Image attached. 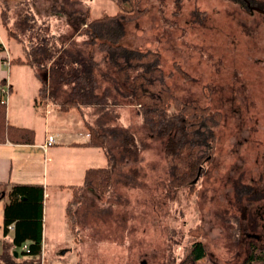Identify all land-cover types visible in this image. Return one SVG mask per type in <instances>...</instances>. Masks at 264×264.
Wrapping results in <instances>:
<instances>
[{
  "label": "rangeland",
  "instance_id": "obj_1",
  "mask_svg": "<svg viewBox=\"0 0 264 264\" xmlns=\"http://www.w3.org/2000/svg\"><path fill=\"white\" fill-rule=\"evenodd\" d=\"M247 2L264 9V0ZM2 7L16 30L21 27L20 18L34 11L38 24L49 25L65 45L74 44L94 55L108 73L99 76L97 93H107L109 103L84 105L80 116L83 113L85 120L105 132L107 149L115 151L111 190L100 196L71 188L67 204L82 197L71 205L73 231L65 212L67 204L62 212L56 198L47 200L46 226L57 234L48 232V252L42 264H179L197 240L207 250V257L197 264H249L253 253L264 249V240L253 237L255 230L264 233L260 213H264L263 13L248 9L244 0H139L137 4L133 0H0ZM87 12L92 18L131 17L121 44L158 52L173 94L187 103L196 100L209 115L220 114L212 158L195 183L171 184V163L163 139L151 134L139 106L113 81L104 52L96 45L93 51L88 44L86 23L78 18ZM4 36L0 24V37ZM10 40L6 46L11 58L21 44L13 37ZM10 70L15 79L11 121L15 117L26 124L38 120V126H43V114L28 87L34 79L31 69L15 65ZM66 90L60 87L57 98L64 101ZM54 96L48 91L40 102L52 105L47 107L53 109L47 120L59 133L57 118L62 116L56 109L61 103ZM67 116L69 123L63 126L67 133H59V138L86 140L85 121L81 125L77 116ZM74 128L83 132L74 133ZM131 133L140 148L137 161L122 159L118 153L123 134ZM107 163L108 158L98 164ZM249 187L255 196L251 193L240 199ZM247 223L254 233L245 231ZM254 245L258 250L251 254Z\"/></svg>",
  "mask_w": 264,
  "mask_h": 264
},
{
  "label": "trees",
  "instance_id": "obj_2",
  "mask_svg": "<svg viewBox=\"0 0 264 264\" xmlns=\"http://www.w3.org/2000/svg\"><path fill=\"white\" fill-rule=\"evenodd\" d=\"M133 2L137 4L139 0ZM65 14L69 15L67 12ZM69 17L71 19L72 15ZM78 18L79 22L86 23L85 34L89 36L88 44H91V49L94 51L96 45L104 52L109 62V69L113 73L111 77L113 81L121 85L118 88H124L125 94L131 96L134 104L139 106L143 121L151 134L163 139L164 152L171 163V184L176 183L173 185L179 187L195 183L196 178L205 168V163L212 158L216 140L215 128L221 119L220 114L209 115L206 109L199 107L196 100L187 103L176 97L166 81L158 52L136 50L121 44L125 24L132 20L127 14L92 18L87 12ZM19 21L21 27L16 30L11 26L7 9L2 7L1 28L6 31L8 37L17 39L21 44V52L11 58V64L25 65L35 71L41 84L39 101L40 98L48 95V91L50 96L56 95L54 97L57 98L59 88L66 86L65 100L57 98L58 103H61L59 110L62 112H69L74 108L81 112L84 105L109 103L107 93H97L98 87L101 86L99 76L105 77L108 73L94 59V55L74 44L69 46L60 42L56 35L50 32L49 25L38 24L39 20L34 11L20 18ZM4 51L6 48L0 43V52ZM3 59L7 57L3 56ZM0 83L4 85L6 79ZM7 111L6 103L0 100V143L8 141L20 144L35 143V129L9 123ZM81 118L83 123L85 121V127L90 135L88 134L87 143L77 144L104 149L108 165L88 168L83 182L80 185H72V188L79 187L81 193L83 190H88L100 196L106 195L112 187L113 169L117 162L113 156L115 151L110 152L107 149L108 137L105 132L99 131V128L85 120L83 113ZM116 132V129L111 132L114 137L118 135ZM121 140L122 148L118 152L120 157L137 161L140 148L136 135L123 134ZM253 191L249 187V190L239 198L243 199L246 194L251 195V193L255 196ZM0 195V200L9 196V202L4 203L3 208L4 228L7 235L10 233L9 224L14 223L12 230L14 234L10 245L19 252L18 257H15L9 252V244H5L0 264L44 263V186L24 183L0 184ZM72 200L66 207L71 231H73L71 224L76 227L71 205L81 202L82 197L79 201ZM24 245L27 247L24 248ZM253 249L258 250L256 245L252 246L251 254ZM258 251L259 253L254 252L253 257L249 258V264H254L253 261L260 258L261 261H257V264L264 263V249ZM205 257H207L206 246L202 241L197 240L192 243L187 257L179 264H197Z\"/></svg>",
  "mask_w": 264,
  "mask_h": 264
},
{
  "label": "crops",
  "instance_id": "obj_3",
  "mask_svg": "<svg viewBox=\"0 0 264 264\" xmlns=\"http://www.w3.org/2000/svg\"><path fill=\"white\" fill-rule=\"evenodd\" d=\"M1 10V9H0ZM7 36V33H6ZM0 37V43L6 48V51L0 52V82L6 79V83L10 85V94L8 96L6 105H7V116L9 123L21 126L33 128L36 131V142L33 144H20L12 142L0 143V184L8 183H24V184H41L45 188V217H44V256L47 254V236L48 234L56 235V231L48 229L46 226L47 222V200L51 198L53 202L56 198V205H59V211L63 212L66 200H68L69 195H71L72 185L81 184V181L84 179L85 172L90 167H104L100 166L99 161L105 163L106 154L103 149L99 147L87 146L85 144L77 143H87L89 141V136L86 140H76L75 136L70 138H59L60 134L67 133L64 130V124L69 123L67 118L69 114L77 116L80 119L81 125L83 121L81 120L80 110L77 108L72 109L69 112H62L59 109L56 111L60 114L57 127L60 131L57 133L53 126L48 124L47 114L50 113L48 109L51 104L48 106H42L39 98V89L40 83L37 82V77L35 71L31 69V74L33 75V81L31 86H28L31 90L32 100L34 99V104L37 109L41 110L43 114L44 123L43 126H38L37 121L32 122V124H26L24 122H19L17 117H15V122L10 119V109L9 104L11 96H14L15 91V79L11 76L10 68L15 65L7 66L3 56H9V50L7 49L6 43L11 42L10 37ZM5 38V39H4ZM6 41V42H5ZM17 43V42H16ZM18 44V43H17ZM19 46L18 51L11 57L14 58L21 51ZM12 52V51H11ZM11 56V55H10ZM21 67H27L25 65H17ZM6 70H3V69ZM29 68V67H27ZM17 94V93H16ZM2 97L1 92V83H0V100ZM55 98V97H54ZM58 101L57 98H55ZM38 103V105H36ZM57 103V102H55ZM48 107V108H47ZM54 107V106H53ZM56 108V107H55ZM51 114V113H50ZM72 119L70 118V121ZM86 128V127H85ZM80 128H74L72 130L74 133L78 132ZM86 134H87V128ZM83 132L82 130H80ZM53 136L55 142L52 144H47L48 137ZM95 164H91V163ZM108 163L106 164V166ZM83 182V181H82ZM73 189V188H72ZM9 202V196H6L4 199L0 200V259H2V254L4 253V245L9 244V252L15 255V252H19L12 247L11 240L13 238L14 231L10 230V233L6 235L4 228V203ZM59 202V203H58ZM66 202V203H65ZM52 205V203H51ZM68 205V204H67ZM66 205V207H67ZM65 207V212H66ZM49 230V231H48ZM49 232V233H48ZM50 249V248H49ZM51 252V251H50ZM18 255L15 257H18Z\"/></svg>",
  "mask_w": 264,
  "mask_h": 264
},
{
  "label": "built area",
  "instance_id": "obj_4",
  "mask_svg": "<svg viewBox=\"0 0 264 264\" xmlns=\"http://www.w3.org/2000/svg\"><path fill=\"white\" fill-rule=\"evenodd\" d=\"M5 64L7 66H10L11 65V58H10V56H7V59L5 60ZM1 92H2L1 101L3 103H6L7 102V99H8V96L10 94V85L8 83H5L4 85H1ZM54 142H55V138L53 136H49L46 146L48 144H52ZM8 228H9V230L14 229V223L9 224ZM26 247H27V245H24V248H26Z\"/></svg>",
  "mask_w": 264,
  "mask_h": 264
},
{
  "label": "flooded vegetation",
  "instance_id": "obj_5",
  "mask_svg": "<svg viewBox=\"0 0 264 264\" xmlns=\"http://www.w3.org/2000/svg\"><path fill=\"white\" fill-rule=\"evenodd\" d=\"M245 2H246V4H247V6H249L248 5V0H244ZM252 5V4H251ZM255 6V5H254ZM256 7H258L257 5H256ZM261 212V216L263 215V217H264V213L262 212V210H260ZM246 213H247V218H248V216H249V214H248V212L246 211ZM251 221H254V220H251ZM261 227H264V222H263V225H261ZM244 228H245V231L246 232H248V234H249V232L250 233H254V232H251V231H249L250 230V227L248 228V223H247V225H245L244 226ZM252 229L253 230H255L254 228H253V226H252ZM255 231H257V232H255V236H253V237H255V238H262L263 240H264V233L263 232H261L262 230H255ZM247 237H249V236H247Z\"/></svg>",
  "mask_w": 264,
  "mask_h": 264
},
{
  "label": "water",
  "instance_id": "obj_6",
  "mask_svg": "<svg viewBox=\"0 0 264 264\" xmlns=\"http://www.w3.org/2000/svg\"><path fill=\"white\" fill-rule=\"evenodd\" d=\"M248 5H249V7H250L252 10H256V11L261 12V13L264 14V9L259 8V7H256V6H253V5H251L249 2H248ZM197 179H198V177L196 178L195 182L197 181ZM0 198H1V195H0ZM15 255L17 256L18 253L15 252Z\"/></svg>",
  "mask_w": 264,
  "mask_h": 264
},
{
  "label": "bare ground",
  "instance_id": "obj_7",
  "mask_svg": "<svg viewBox=\"0 0 264 264\" xmlns=\"http://www.w3.org/2000/svg\"><path fill=\"white\" fill-rule=\"evenodd\" d=\"M13 230V229H12Z\"/></svg>",
  "mask_w": 264,
  "mask_h": 264
}]
</instances>
